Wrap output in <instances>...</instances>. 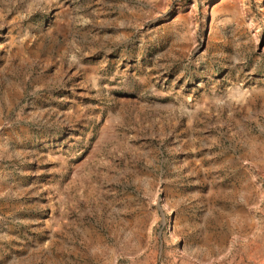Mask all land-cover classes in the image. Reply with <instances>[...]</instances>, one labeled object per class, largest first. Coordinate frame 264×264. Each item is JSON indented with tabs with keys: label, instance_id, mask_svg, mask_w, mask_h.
<instances>
[{
	"label": "rangeland",
	"instance_id": "obj_1",
	"mask_svg": "<svg viewBox=\"0 0 264 264\" xmlns=\"http://www.w3.org/2000/svg\"><path fill=\"white\" fill-rule=\"evenodd\" d=\"M0 264H264V0H0Z\"/></svg>",
	"mask_w": 264,
	"mask_h": 264
}]
</instances>
